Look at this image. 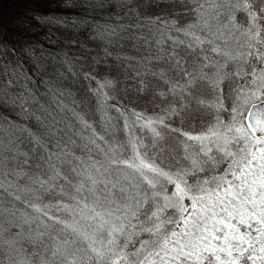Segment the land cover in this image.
I'll return each instance as SVG.
<instances>
[{
	"label": "snow or ice",
	"instance_id": "snow-or-ice-1",
	"mask_svg": "<svg viewBox=\"0 0 264 264\" xmlns=\"http://www.w3.org/2000/svg\"><path fill=\"white\" fill-rule=\"evenodd\" d=\"M50 3L0 32V264H264V0Z\"/></svg>",
	"mask_w": 264,
	"mask_h": 264
},
{
	"label": "rangeland",
	"instance_id": "rangeland-1",
	"mask_svg": "<svg viewBox=\"0 0 264 264\" xmlns=\"http://www.w3.org/2000/svg\"><path fill=\"white\" fill-rule=\"evenodd\" d=\"M31 1V2H30ZM49 5L52 6L54 11L59 10L54 5L50 3V0H8L6 1H0V25L7 26L6 28H9L12 32H14L17 35L22 36V40L24 41V34L27 32L31 33L33 31H38L40 33V30L37 28L36 23L39 24L40 21L33 19L32 21V28L31 30H24L21 28L16 27L13 24L12 18L20 16L22 13H27L29 9H34L35 13H29V15H38V14H45L47 10H50ZM47 9V10H44ZM47 15V14H45ZM44 27L46 26L49 29V25L44 24ZM119 80V77H117ZM122 82V81H121ZM85 84L83 82L77 84V89L80 93H83L85 91ZM164 98L156 97L155 101L153 100V94L151 90H149V94L143 95L142 93L138 94V97L133 100V103L136 104L138 107L145 108L148 112H152L154 110H158L161 106V102ZM128 101L125 100V103ZM90 107H94L91 104Z\"/></svg>",
	"mask_w": 264,
	"mask_h": 264
},
{
	"label": "trees",
	"instance_id": "trees-1",
	"mask_svg": "<svg viewBox=\"0 0 264 264\" xmlns=\"http://www.w3.org/2000/svg\"><path fill=\"white\" fill-rule=\"evenodd\" d=\"M0 1H8V0H0ZM31 2V1H30ZM97 3H99V0H96ZM112 2L114 3V0H112ZM109 3V0H104V4L105 6H107V4ZM145 3V10L150 12V13H155L156 12V8H155V4H156V0H151V5L152 6H148L149 4V0H144ZM50 10H47V12L45 14H55V15H68L69 13L67 11H65L62 8H58L59 10L54 11V9L52 8L51 5H49ZM109 11V9L107 7H105V9L103 11H101L99 8L96 9L95 12L91 13V15H93L94 17L97 18V22H102V18H106V14ZM44 14V15H45ZM37 28L40 30V33L38 31H33L31 33L27 32L26 34H24V39L25 40H36L38 43H43L45 47H49L50 45L48 44V42L46 40H44V35L45 32L48 31V28L45 26L41 25V22L36 23ZM53 32H61L62 34H69L66 30L64 29H58V28H52ZM0 32H7L8 37L13 41V42H23L22 40V36L21 35H17L14 32H12L9 28H6L2 25H0ZM117 51H120V49H117ZM123 54L125 56H132L135 57L137 55H142L143 53L140 51V49L136 48L134 46V44L131 41H124L123 43ZM110 60L114 61V57L110 58ZM101 67H104L103 65H101ZM117 69L114 67L113 71H112V75H116ZM143 95L145 94H149V91L142 93ZM92 106L94 105V102L90 103Z\"/></svg>",
	"mask_w": 264,
	"mask_h": 264
}]
</instances>
